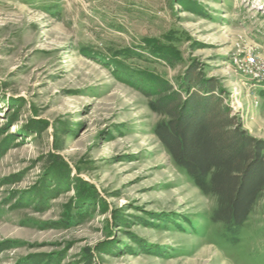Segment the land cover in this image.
Returning a JSON list of instances; mask_svg holds the SVG:
<instances>
[{
	"label": "rangeland",
	"instance_id": "1",
	"mask_svg": "<svg viewBox=\"0 0 264 264\" xmlns=\"http://www.w3.org/2000/svg\"><path fill=\"white\" fill-rule=\"evenodd\" d=\"M264 0H0V264H264L155 135L193 64L264 140ZM170 59V60H169Z\"/></svg>",
	"mask_w": 264,
	"mask_h": 264
},
{
	"label": "trees",
	"instance_id": "2",
	"mask_svg": "<svg viewBox=\"0 0 264 264\" xmlns=\"http://www.w3.org/2000/svg\"><path fill=\"white\" fill-rule=\"evenodd\" d=\"M170 60V59H169ZM193 64L180 90L160 77H147L162 115L155 135L174 162L206 195L217 199L211 221L239 243L243 228L264 192V140L254 138L225 102L220 87Z\"/></svg>",
	"mask_w": 264,
	"mask_h": 264
},
{
	"label": "built area",
	"instance_id": "3",
	"mask_svg": "<svg viewBox=\"0 0 264 264\" xmlns=\"http://www.w3.org/2000/svg\"><path fill=\"white\" fill-rule=\"evenodd\" d=\"M247 71L256 81H264V60L257 61L255 57H249Z\"/></svg>",
	"mask_w": 264,
	"mask_h": 264
}]
</instances>
